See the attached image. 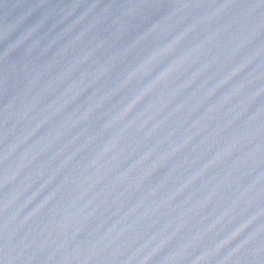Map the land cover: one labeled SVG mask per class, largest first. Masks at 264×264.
I'll list each match as a JSON object with an SVG mask.
<instances>
[{
	"label": "water",
	"instance_id": "1",
	"mask_svg": "<svg viewBox=\"0 0 264 264\" xmlns=\"http://www.w3.org/2000/svg\"><path fill=\"white\" fill-rule=\"evenodd\" d=\"M0 264H264V0H0Z\"/></svg>",
	"mask_w": 264,
	"mask_h": 264
}]
</instances>
